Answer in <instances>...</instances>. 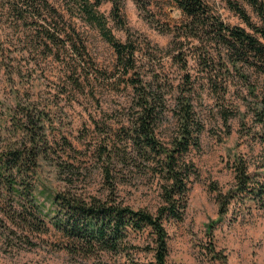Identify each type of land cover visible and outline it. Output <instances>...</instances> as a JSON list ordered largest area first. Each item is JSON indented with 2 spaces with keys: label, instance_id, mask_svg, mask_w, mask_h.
<instances>
[{
  "label": "rangeland",
  "instance_id": "obj_1",
  "mask_svg": "<svg viewBox=\"0 0 264 264\" xmlns=\"http://www.w3.org/2000/svg\"><path fill=\"white\" fill-rule=\"evenodd\" d=\"M205 1L223 23L253 32L226 0ZM24 2L0 0V154L27 144L16 124L23 110L41 119L47 153L28 177L39 198L33 207L13 202L0 184V264H156L148 233L133 235L124 254L72 253L70 240L38 213V204L48 208L56 192L158 211L163 181L131 139L141 86L161 100L154 132L164 146L180 137L177 107L187 98L202 127L200 144L186 156L195 172L183 220L166 225L168 264H264V210L244 201L223 215L217 201L218 191L235 185L236 156L264 181V138L255 116L264 108V75L234 63L210 34L200 30L192 37L189 19L173 0H125L129 31L114 21L111 3L94 8L105 21L100 27L68 0H35L36 9H24L21 20L13 6ZM105 31L136 48L129 74Z\"/></svg>",
  "mask_w": 264,
  "mask_h": 264
},
{
  "label": "trees",
  "instance_id": "obj_2",
  "mask_svg": "<svg viewBox=\"0 0 264 264\" xmlns=\"http://www.w3.org/2000/svg\"><path fill=\"white\" fill-rule=\"evenodd\" d=\"M75 7L89 13L94 22L103 27V17L94 14V8L106 3L112 4V17L124 30L127 28L123 16L125 0H68ZM229 8L243 20L253 32L241 27H234L223 23L214 17L205 0H173L176 6L189 19V32L192 37H198V31L214 37L218 43L224 45L233 58L234 63L242 62L259 70L264 75V0H242L247 3L259 18L261 24L255 23L240 0H226ZM25 7V8H24ZM36 9L35 0H28L22 6L14 4L13 10L21 20H26L24 9ZM38 9V7H37ZM107 41L113 46L120 69L125 75L135 69L136 48L131 44L122 43L110 31L104 32ZM51 41L56 43L53 36ZM137 83V81H136ZM187 86V85H186ZM139 97V116L136 118V129H133L131 139L137 145L147 161L154 164L153 170L163 181L161 189L162 204L155 214L146 210H134L116 203L101 202L94 199L90 202L69 194L56 192L49 195L46 203L38 204L39 215L49 220V223L64 234L72 244V253L95 255L103 252L124 254L129 250L130 239L133 235L148 233L152 238L156 264H168L169 236L167 223L183 220L189 195L191 176L195 172L194 165L186 159L191 147L198 146L199 134L202 131L197 114L187 98L180 102L179 125L180 137L171 145L164 146L155 135V130L162 117L161 100L151 93L150 88H137ZM149 89V90H148ZM189 94L194 89L186 88ZM148 90V91H147ZM23 120L16 124L20 126L21 134L27 139L24 147L10 148L0 154V184L4 185L6 193L13 202L19 199L28 201L30 206L38 203L35 187L29 181L31 173L36 174L38 161L45 157L47 143L42 125L38 126V115L32 111L23 110ZM262 126L264 138V108L255 115ZM44 132L43 139L38 130ZM41 146L42 148H40ZM28 147V148H27ZM25 148V149H24ZM264 168V164L260 166ZM248 161L236 156L232 165L235 173V185L227 193L218 191L217 201L220 212L227 215L234 203L249 201L264 210V181H260L256 174L250 172ZM33 215L34 214H29ZM27 218H24L26 221ZM4 223L0 215V226Z\"/></svg>",
  "mask_w": 264,
  "mask_h": 264
}]
</instances>
